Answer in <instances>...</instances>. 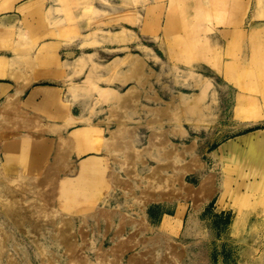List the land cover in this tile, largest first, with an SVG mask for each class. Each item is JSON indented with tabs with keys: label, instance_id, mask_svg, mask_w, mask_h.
I'll use <instances>...</instances> for the list:
<instances>
[{
	"label": "rangeland",
	"instance_id": "rangeland-1",
	"mask_svg": "<svg viewBox=\"0 0 264 264\" xmlns=\"http://www.w3.org/2000/svg\"><path fill=\"white\" fill-rule=\"evenodd\" d=\"M22 1L0 0V14L12 11V5ZM209 1L31 0V6L22 11L24 16L21 21L23 31L17 35L10 31L5 36L0 35V51H9L13 38L16 40L15 47H19L13 49L14 58L0 57L9 60L5 64L6 68L14 66V59L17 61L28 59L31 61L26 64L28 69L49 72L56 80H52V78L48 82L54 85L58 84L56 82L58 77H63V74L66 73L67 78L60 82L62 86L64 85L63 87H67L68 98L64 103L67 108L71 107L72 103L80 97L86 98L83 104H87V107L91 101L93 102V106L84 113L87 117L80 119H88L97 104L109 106L115 100L116 94H124L127 89L134 87L136 90H141V93L135 96L136 101H139L133 108L135 111L126 112L130 120L129 117L119 119L120 116L117 113V120L121 121L111 120L104 124L108 113L102 110L96 118L98 122L101 121L100 125L112 132L116 131L118 123L133 128L135 144L139 149L147 147L148 141H151L152 134L148 137L147 126H158L162 130H165L166 127L171 128L168 130L170 133L166 139L171 142L173 148L181 149L182 146L185 150L194 148L192 157H198L200 161L197 164L198 169L183 177V183L188 187L185 189L186 187L180 184L186 194L182 197L185 201L179 200L178 203L187 204L186 202L192 200L194 206L198 205V207L192 210V206H189L186 214L187 206L184 208V219L182 217L176 226L178 232L172 231L171 233L169 229L159 228L160 216L163 214L161 211L164 210L156 204L147 205L151 219H146V215L139 218L132 215L124 202L129 198L121 196L119 191L110 195L107 206L104 207L98 203L96 207L99 216L104 211L114 214L110 227L106 221L103 222L97 218L90 217L87 222L83 223L78 220V217L69 218L66 214L62 215L65 221H68V218L74 223V230L71 229L70 232L78 231L82 233L84 239L93 237L96 242L95 248H101V252H106L107 258L115 249L117 250L118 246L119 249L122 248L120 249L123 254L122 264H128L130 260L134 259L137 264H155V261L157 264H264V0L262 5H258V0ZM222 2H224L223 5ZM89 33L96 36L88 35ZM83 38V46H94L89 51L95 52L96 63L93 60L94 54L91 53H84L87 55L81 54L71 61H65L72 58L73 53L80 52L76 50V47L79 39ZM117 39L124 41L119 42ZM111 41L118 43L130 41V44L123 49H119V47L110 49L111 47L104 46V43H111ZM94 43L95 45H93ZM39 44H41L40 48H37ZM141 45L148 48L143 49L140 47ZM146 49L152 50L158 56L159 60L156 64L147 62L149 52ZM43 51L50 52L51 55L45 53L42 55ZM127 55L143 62L144 66L140 74L143 86L139 85L136 79L123 83L124 77L128 73L124 65L117 70L115 74L117 79L113 83L106 82L107 78L112 77L113 72L115 73L117 60L120 62L119 59H124ZM53 60H56L57 63H54ZM59 60H61L60 63ZM226 61H232L237 66L233 69V73L238 78L235 79L230 74H223L225 66L228 65ZM45 62L48 63L44 64ZM97 62L105 65L100 66ZM87 67H89V73L83 77L82 73ZM98 69L109 73L106 77L94 78L95 74L92 72ZM58 72L62 75H59ZM159 75L160 77H158ZM198 78L206 80V83L210 85H205L207 88L204 90L194 86V79ZM236 83L239 84V87L243 84V88H237ZM239 93L245 94L247 97L239 96ZM43 94H47V98L52 97L51 94H53L55 97L49 101L57 99L59 102L60 95L57 91H46ZM194 97L198 101L199 112L187 115L182 119L181 127L185 131L184 135L175 134L173 118L165 114L168 112L163 113L166 115L162 116L163 118L149 120L146 124L145 120L149 113L138 110L140 104H159L163 108L171 105L172 107L169 108L172 109L180 101H190ZM105 106L104 109H107L108 107ZM78 107L74 109V115L79 114ZM2 114L3 116L7 115L6 112ZM8 116V120L11 121L13 115L8 113ZM59 121V119L51 118L49 124L55 125ZM35 123L37 126V121ZM13 124L16 125V128L18 127L17 122L13 121ZM193 125H197L196 128ZM131 128L128 130L130 134ZM107 130L105 135L108 137ZM59 132L61 135L49 130L48 136L50 138L53 136V143L57 141L59 135L61 137L69 135L68 129H61ZM2 133L0 134V145L7 138L15 137L14 134L5 136ZM131 136L126 135L130 139ZM23 149L19 148L18 150L24 152ZM54 150L50 153L51 158L56 154V150ZM29 151L31 154L23 157L22 160L26 159L28 160L26 163L37 166L41 157L30 149ZM153 152L156 153L152 150L151 153L153 154ZM214 154L217 155L214 156ZM109 159L108 168L119 172L117 166L112 165V159ZM183 159L189 161L191 157L185 153ZM78 161L72 156L66 157L64 170L61 168L62 164L59 165L60 169H55L54 166L53 174H56L57 170L63 174L66 169L68 170L67 175H69ZM165 161L156 162L145 156L142 161L144 165L138 166V173L141 176L149 177V172L154 167L156 174H160L159 178H164L170 173L169 164L163 166ZM2 163L0 146V170L3 167ZM4 170L9 171V168ZM119 174L124 177L121 173ZM65 176L62 175L61 178ZM205 178L212 185L210 187L212 196L208 194L207 199L202 201L199 198L200 183ZM53 182L55 183V181ZM53 182L51 181V184L54 185ZM133 184L138 185V181H134ZM40 187L42 186L40 185ZM47 191L51 192V190ZM47 191L45 192L48 195ZM135 194H137V190H135ZM27 195L28 198L18 196L20 206L33 205L32 194L27 193ZM47 195L46 199H49ZM162 197L160 202L166 203L168 209L174 210L176 205L173 203L176 198L173 199L171 194L169 196L165 194ZM50 201L46 202L49 207L47 211H50L52 207ZM232 202L241 204L239 209L241 214L238 213V218L232 211L233 205L229 206L232 209L227 207L228 203ZM145 208L143 207L144 212ZM173 210L167 214H171ZM189 214L193 217L192 223H189L191 221ZM172 218L163 219L162 225L173 226L174 224H170L173 222ZM2 219L0 218V223L5 224L6 222ZM97 220L99 223H96ZM140 221L142 223L138 227L137 223ZM81 225L83 227H80ZM3 226L0 224V229L10 231L9 228ZM21 228L18 225V230L15 232L16 240L20 241L21 237H24V240L27 241L26 254L30 259L29 264H67L60 261V253L55 254L51 247H48L47 252L40 248V253H42L40 256L43 261H41L42 263L37 261V258L34 257L35 249L29 242L34 240L32 235L40 237V232L27 233L26 228L23 226ZM79 228L85 231L86 237H84V232L79 231ZM53 229L50 224L43 225L42 236L45 239H50L51 234L55 232ZM67 231L69 232L68 229ZM74 234L73 238L77 239ZM129 239L131 241L128 243ZM35 240L34 244L43 241V239ZM122 241L125 244H123L124 247L121 245ZM21 247L20 245L16 247L14 241H10L6 244L4 259L10 256L15 258L17 263L24 264L26 258L22 252L25 249ZM88 248L87 245V249L82 248L83 250L78 254L91 256V262H95ZM122 250L125 251L122 252ZM63 252L64 250L61 253ZM156 254H159L158 261L150 258L151 256L156 258ZM170 256H175V258L172 259Z\"/></svg>",
	"mask_w": 264,
	"mask_h": 264
},
{
	"label": "bare ground",
	"instance_id": "bare-ground-1",
	"mask_svg": "<svg viewBox=\"0 0 264 264\" xmlns=\"http://www.w3.org/2000/svg\"><path fill=\"white\" fill-rule=\"evenodd\" d=\"M90 33L88 35H91L94 37L96 36V35H93ZM91 36H89V37H91ZM120 41L122 42L124 40L120 39ZM90 45H92V44H90ZM93 45H95V43ZM146 51L149 53L152 52L149 49L148 50L146 49ZM82 55H86V54H82ZM119 60H120V62L117 60L118 64L116 65L115 73L113 72L112 77L107 78L108 80H106V82L107 83H113V81L115 79H117L115 76L117 70L120 68V66L124 65L126 67L128 73H126L123 83H125L131 79H136L137 83H139V85H140L141 84V76H142V75L140 76V74H141V72H142L141 70H143V66H144L143 62L139 61V59H134V57L129 56V55H127L126 58L119 59ZM5 61L8 62L9 60H5ZM24 62L26 64H29L31 61L27 59ZM143 75H145V74H143ZM11 76L13 78L16 77V76L14 77L13 73ZM158 77H160V75ZM29 78L30 77L25 79L26 80L25 84H28L31 82V79H29ZM38 78H39V76H38ZM38 78H36V79H38ZM194 80H195V82H194L195 84L193 83L194 86H196L200 89L203 88V90H204V88H207V87H205V85H208V86L210 85V84L206 83L207 82L206 80H200V78L194 79ZM146 82H147V80H146ZM97 88H100V87H97ZM101 88H105V87H101ZM140 93H141V90H136L134 87H131V88L127 89V91L124 94H121V95L116 94L115 100H113L109 104V108L107 110L109 112L108 118L113 120V121L116 120L118 122L121 121V120H119V119H121V117H124V118L127 117L128 118L129 115L126 112L130 113V112L135 111V109H133V108L139 102L138 100H137L138 102L136 101L135 96H137L138 94L140 95ZM51 95L54 96L53 94H51ZM142 98H144V97H142ZM150 98H152V97H150ZM196 100H197L196 97H194L190 101H184V102L180 101L175 106L173 105L174 108H172V109L169 108V107H172L171 105L167 106L166 108H162V109L160 108L161 110H158L159 109L158 108V109H156V110H158V113L156 111V113H154V115L158 114V115H160V117L166 116V115L172 116V118H173L172 121L174 122V125H175L174 126L175 134L177 133V134L184 135L185 131L181 127V121L185 116L192 115L193 113L199 112L200 107L197 105L198 101H196ZM97 102H96V104H97ZM10 105H13V104H10ZM140 110H141V108H140ZM165 111L168 112V114L165 113L166 115L165 114L163 115V113ZM5 112L7 113V115L2 116V120L0 121V134L2 132L6 131L5 133H2V134H4L5 136H9V135L13 136V134H14L13 129L15 131L18 127L16 128V125L12 124L11 121L8 120L9 119L8 113H14L15 114L16 111L12 110V108L9 107V108L5 109ZM2 113H4V112H2ZM17 114H19V113H17ZM117 115L120 116L118 120H117ZM145 116H146V114H145ZM23 118H24V116H23ZM65 118L66 119H64V121H65L64 126H55V127L50 126V127H48L49 130H51L53 133L57 134V133H60L59 131L61 129H65V126H70V124H74V123L79 122V121L88 123V122H90L91 117H89L88 119H85V120H82L83 118L79 120V119L75 118L74 116L68 114ZM155 118H157V117H155ZM129 120H130V117H129ZM153 120H155V119H153ZM107 122H108V120H107ZM161 122H162V120H161ZM118 124L117 125L121 128L126 127L125 124H121V123H118ZM146 124H148V123H146ZM163 124H164V122H163ZM94 125L96 127L98 124L97 125L94 124ZM193 126L195 127L197 125H193ZM88 127H89V124H88ZM130 128L131 127H128V128L126 127V130L124 129V132H122L123 130L121 131L119 129V131H121V133H120L121 135L118 134L119 131H117L116 133L114 132V134H113V132H110L113 135L111 134L112 135L111 136L109 134L111 136V139L109 138L108 141L100 143L101 141L98 142V140H96L97 145H98L97 147L99 148V150H97L98 148L96 147L97 148L96 150L98 152L101 149L105 150V152L106 151H109L110 153H112L111 151L115 152L116 153L115 156H113L110 153H108V154L112 156V158H113L112 161H114V159L117 157L122 159L123 163H121L120 165L123 164L122 169L124 168V171L123 170L120 171L121 166L118 165L119 172H114L113 170L109 171V172H104V173H102V175L99 174L98 176H96L97 180L95 179L94 175L87 173L85 171L80 172L81 170H78V173L76 172L77 175L75 177L65 176L66 174H64V172L62 174L61 171H59V170L56 171V174H53L54 173V171H53L54 166H55V169H60L61 166L59 167V165L62 164L61 168H62V170H64V166L66 165V164H64L65 163L64 159H66V157L70 158V155H72L73 153H75L76 155H80V154H85V153L89 152L90 143H89L88 138L86 137V134H84L85 131L80 132V131L76 130L77 131L76 134H78L77 138L70 137V136L66 137V138L61 137L60 136L61 133H60V135L58 134L59 138L57 137L58 142L56 143V145L53 143V139H49V141L42 140L40 142V141H36V139L34 138V136H32V134L30 135V138L32 140L31 139H25V138L23 139V138H21V137H23L22 135H18V136L15 135V137H18V139L20 138L18 140V144L21 143L19 145L21 147V149L24 148L25 146H28V148L32 152L38 154V153L43 152V148L46 147L45 151H47V154L48 153L50 154L54 149L56 150V154L52 158H51V156H48L47 162H45L44 164L41 163L42 162V158H41L39 168H35L36 166H34L31 163H26L27 166L22 165L24 168H22L20 166H15L14 168H12V167L9 168V171H5L4 169H8V168L3 166L2 170H0V218H3L2 220H4L6 222V223L4 222L5 224H3V223H0V224L2 226L4 225L3 227H7V229L9 228L8 230H10V231H5L2 228L0 229L1 230L0 231V264H2V263L19 264V263H17L15 258H12L10 256H9V258L7 257L4 259V257H6L5 256V252H6L5 247H6V244H8L10 241H14V244L16 245V247H17V245L18 246L20 245V246H22L21 248L25 249V251L22 252V255H24V258H26V259H25V261L24 260L23 261H24V264H29L30 259L27 258V254H26V251L28 248L27 241L24 240L25 239L24 237H21L20 241L16 240L15 232L18 230V225L20 226V229H22L21 226L26 228L27 233H32L33 231L34 232H40V237H37L35 235H32V236H33L34 240L35 239H37V240L43 239V241L35 243V244H34V240L32 242L31 241L29 242V244L35 249L34 257L37 258V261H40V262L43 261L41 259V256H40V254H42V253H40V248H42V251L47 252L48 247H51V248H53L55 254L60 253V258H61L60 261L63 263L66 262L67 264H122V260H123L122 255L123 254L120 251V249H122V248L119 249V246H118L117 250L115 249L111 253V255H110L111 258L110 257L107 258V255L105 254L106 252L105 253L101 252L100 251L101 248H95L96 242L94 241L93 237H88V238L84 239V238H82V233H80L78 231L77 232H70V230L73 229L74 223L72 221H70L68 218H67L68 221H65L63 219L64 217H62L63 214L68 215L69 218L78 217V220L83 221V223L87 222L88 218H90V217L92 219L97 218L99 220H102L103 222L106 221V224H108L110 227L113 223L112 220L114 218V214L111 213L110 211L108 212V211L103 210L104 212H102V214L99 216L96 212V207H97L98 203H101L104 207L107 206L110 195L112 193H114L115 191H119L121 193V196H123L124 198H126V199L129 198L127 201H124V202H125V204H127L126 206H127V208H129L130 213L132 212V215H135L138 218L140 216L142 217L143 215H145L143 207H147V205H149L151 203L160 202V200L163 198L162 197L163 195L168 194V196H169V194H171L173 199L176 198V206H175V215L171 219V220H173V222L170 224H174L176 226L179 224V221L183 217V210L187 206V204L178 203L179 200L185 201L184 198L182 199V197L185 196L184 194H186V192H184L185 190L183 189V186L186 185L185 183H183V177L186 174H189V173L197 170L198 169L197 164L200 162L198 160L197 156L192 157V153L194 152V148L192 147V148L188 149L189 148L188 147L187 148L188 150H185L184 146H182L181 149H179L177 147L173 148L171 142H169V140L166 139L167 138L166 135H163L164 132H167L165 130L164 132H162V131L159 132L160 134H158V137H154V140L151 137L150 138L151 141H148L147 147L139 149L136 147L135 140L133 137L134 135H132L135 132H131V134L128 132V129H130ZM18 130H20V129L18 128ZM46 130H48V129H46ZM46 130L37 125L36 127L33 128L32 131L34 134H42ZM174 131H172V132H174ZM127 134L132 135L131 139L126 137ZM79 135H82V138ZM52 138H53V136H52ZM95 139H96V137H95ZM101 140H103V139H101ZM28 141H31V142H28ZM92 141L94 142V138H92ZM98 143H100V144H98ZM152 150H154L156 152V153L153 152L154 154H156L155 156L151 153ZM101 153H102V151H101ZM185 153L191 157V160L184 161L183 154H185ZM38 156H40V155L38 154ZM145 156H146V158L155 160L156 162H161L162 160H166L164 162L163 166H165V164H169L168 166H170V168H169L170 173H168V175H166L164 178L160 179L159 178L160 174L159 173L156 174V172L154 171L155 168L153 167L149 172L150 173L149 177L141 176L138 173V170H139L138 166L144 165L142 163V161H144ZM46 157H45V160H46ZM167 158H168V160H167ZM117 160L120 161L119 159H117ZM116 161H114V162H116ZM88 162H89V160L82 161L80 163L79 167H83V164L87 165ZM115 164H119V163H115ZM157 167H158V165H157ZM159 167H161V166H159ZM27 169L30 171L27 172ZM156 170H158V169H156ZM159 170H160V168H159ZM119 173H121L124 177L120 176ZM55 175H56V177H54ZM62 175H64L65 177L61 178ZM206 179L207 178H205L200 183V190L201 191L199 194V198L202 199V201L207 199L208 194H211L210 193V191H211L210 187H212V185H210V183H208ZM212 180H210V181H212ZM51 181L52 182L55 181V183L53 182L54 185L51 184ZM134 181H138V185L133 184ZM180 184H182L183 186ZM40 185L42 187L43 186L44 187L42 188V187H40ZM187 187L185 189H187ZM47 190H51V192H49ZM135 190H137V194H135ZM45 191H47L48 195L46 194ZM212 192H213V190H212ZM27 193L32 194V198L34 199L33 205L32 204L30 206L26 205L24 207L20 206L18 196L19 197L21 196L22 198H26L28 196ZM46 195L48 196L49 199H46ZM190 195H192V194H190ZM190 195H188L189 198H190ZM175 196H177V197H175ZM211 196H212V194H211ZM32 198H31V201H32ZM185 198H187V197H185ZM164 199H165V197H164ZM49 200H51L50 202L52 204V207L50 204L51 209H50V211H47V209L49 210V207H47L48 204H46V202ZM191 202H193V201H191ZM199 202H200V200H199ZM20 203H21V201H20ZM35 203L38 205H34ZM22 205H23V203H22ZM191 206H192V210H195L198 207V205H197V207H195L194 203H191ZM134 210H136V211H134ZM100 211H102V210H100ZM238 213L241 214L240 212H237V211L234 212V216H236V218H238V216H239ZM189 217H190L189 219L191 220V221H189V223H192L193 222L192 215H190ZM99 220H97L96 223H99ZM131 221H129V222H131ZM141 221L137 223L138 227H139V225H141V223H142ZM123 223H125V221H123ZM47 224L52 225L53 228L55 229V232L51 234L52 237L51 238L49 237L50 239H45V237L42 236V230H41L42 226L43 225L45 226ZM108 225H105V226H108ZM80 227H83V226L81 225ZM67 229L69 230V232L67 231ZM81 229L79 228V231ZM91 229L93 230V228H91ZM105 229H107V228H105ZM81 231L84 232V235H85V231H83V230H81ZM106 231H108V229ZM121 232H123V231H121ZM73 234H74V237H77V239L73 238V236H72ZM86 236L87 235H85L84 237H86ZM130 241L131 240L129 239L128 243ZM133 243H135V242L133 241ZM123 244H124V242L121 245L123 246ZM87 245L89 246L88 250L91 251L92 259L95 262H91V260H90L91 256L90 257L85 256V255L81 256L82 254L81 255L78 254V252H80L84 248L87 249ZM121 245H120V247H122ZM161 245H163V244H161ZM10 246H13V245H10ZM165 246H167V245H165ZM33 248H31V249H33ZM62 250H64L63 253H61ZM14 251H15V249H14ZM123 251H125V250H122V252ZM147 252L150 253L149 251H147ZM162 252H163V250H162ZM156 255H157L156 258L152 257L151 255H150L151 256L150 258L151 259L153 258V260L158 261L159 254H156ZM175 256H173V257L170 256V258L173 259V258H175ZM21 260L22 259L20 258V261ZM143 260L144 259L142 258V261ZM128 261H127V263H128ZM170 262H171V260H170ZM128 264H137V261L135 259L133 261L130 260V262ZM155 264H157L156 261H155Z\"/></svg>",
	"mask_w": 264,
	"mask_h": 264
},
{
	"label": "crops",
	"instance_id": "crops-1",
	"mask_svg": "<svg viewBox=\"0 0 264 264\" xmlns=\"http://www.w3.org/2000/svg\"><path fill=\"white\" fill-rule=\"evenodd\" d=\"M210 1H214V0H210ZM30 3H31V0H23L20 3H14L12 5V7H11V9L13 8L12 11L9 10L6 13L0 14V35H4L5 36L8 33V31L13 32L14 35L15 34L17 35L20 31H23V27H22L21 21L24 19V16L22 15V11L26 10L29 6H31ZM223 3L224 2H222V5H223ZM262 3H263V0H258V5H262ZM220 5H221V3H220ZM84 35H86V34H84ZM83 42H84V38L83 39H79V41L77 43L78 45L76 47V50L80 51V52L79 53L75 52V54L73 52H71V53H73L72 58H70L68 60H65V61H71V60L75 59L76 57H78V56H80L81 54H84V53H91V54H94L93 60L96 63V61H95V58H96L95 57V52L89 51V50L93 49L94 46H88V45L83 46ZM15 43H16V40L13 38L11 40V42H10L9 51H0V57L14 58L15 54L13 52V49L14 48H19L18 46L15 47ZM41 44L43 45L44 43H41ZM41 44H39L37 46V48H40L39 46ZM104 44H105L104 46L111 47L110 49H113L114 47L115 48L119 47V49H123L126 45L130 44V41H128L126 43H118V42L111 41V43H104ZM140 47L143 48V49L144 48H148L147 46H144V45H141ZM44 53L46 55H51L50 52H46V51H43L41 54L43 55ZM76 53H78V54H76ZM148 54L149 55H148L147 62L156 64V62L159 60L158 56L153 51H152V54H151V52L148 53ZM5 58H0V121L2 120V116H3L2 112H5V109L11 107L12 110L16 111L15 114L11 113L13 115L12 116L13 120H11V121H12V124H13V121L15 120L14 122H17L18 128L20 130L13 131L14 135H16V136L22 135L23 137H21V138H23V139L24 138L25 139H31L30 135L32 134V136H34L36 141H40V142L42 140L49 141V139H52V138H50L48 136L49 135V128L48 127H50V126H53V127H55V126H64V124H65L64 119H66L65 117L68 114L74 116L75 118H77L79 120H80L81 117H84V118L87 117L86 114H84V113L87 112L89 107L91 108V106H93V102L92 101L88 105L89 107H87V104H85V103L83 104V102L86 101V98H81V97L78 100H75L72 103V106L69 107V108H67V106L64 104L65 103V99L68 98V92H67V87H63L64 85L62 86L60 81H63V80H65L67 78L66 77L67 76L66 73L63 74V77L62 76L58 77V81H56L58 84L54 85V84H50L48 82V80L52 79V78H53L52 80H56L53 75L49 74V72L29 70L28 67L26 66V63L23 60H21V59L19 61L14 59V66L6 68L5 64L7 63V61H5ZM116 58H119V57H116ZM53 62L57 63L56 60L55 61L53 60ZM58 62L60 63L61 60H59ZM62 62H64V61H62ZM47 63L48 62H45L44 64H47ZM227 63H228V65L225 66L223 74H230L235 79H236V77L238 78V76L235 73H233V69L236 68L237 66L234 65V63L232 61H226V64ZM97 64L100 65V66H104L105 65V64H99L98 62H97ZM12 73L14 74V77L16 76L15 77L16 79L11 76ZM87 73H89V67L84 69V71L82 73V76L85 77V75ZM92 73L95 74L93 76L94 78H96V77L97 78L98 77L103 78V77H106L107 73H109V72H106L104 70L98 69V70H94ZM58 74L62 75V73L60 74L59 72H58ZM68 74H71V72H68ZM38 76H39V78H38ZM28 77H30L29 79H31V82L28 83V84H25V81H26L25 79H27ZM35 77L38 78V79H36ZM44 82H48L49 84L48 83H44ZM236 87L239 88V89H240V87L243 88V84L240 87H239V84H237ZM46 91H52V92L57 91L59 93V95H60L59 96V102H57V99H54V101H49L50 99H53V97H55V95L50 97V98H47L46 97L47 94H43ZM239 96L247 97V95L240 94V93H239ZM10 104H13V105H10ZM104 106L105 105H96L94 107L95 113H94L93 110L91 111L90 122L87 123V122H80L79 121V122H76L74 124H70L71 127L70 126H65V129L69 130L68 137L70 136V137L77 138L78 137V134H76L77 131H80V132L81 131H85L84 134H86V137L88 138L89 143H90L89 152H87L85 154H80V155H76L75 153L70 155V157L72 156V157L78 159L79 161L75 165L74 170L69 172L70 173L69 175H67L68 170L65 169L64 174H66L67 176L75 177L77 175L76 172L78 173V170H81L80 172H84L85 171L87 173H90V174L94 175V177L96 179V176H98L99 174L102 175V173H104V172H109V171L113 170V168H111V170H110V168H108V161L110 160L109 158L111 157V159L113 160L112 156L108 154L110 152L106 151L107 152L106 153L105 150H103V149H101L98 152L97 150H99V148L97 147L98 145H97L96 140H98V142L101 141L100 143L108 141L109 138L111 139V136L114 134V132L116 133L117 131H119V129L121 131L123 130L122 132H124V129L126 130V127L128 128V126L126 125V127L125 128L122 127L123 128L122 129L121 127H119L117 125V130L114 131L113 134L110 133V132H112L111 130H107L105 127L103 128V126L100 125L101 121L98 122L96 120V118L98 117L99 113L102 110H104V111L108 110L109 106L108 105L105 106L106 108L108 107L107 109H104ZM77 107L79 108V114L78 115H74L73 111ZM140 108H141V110H140ZM160 108L162 109L163 107H161L159 104H157V105L140 104L139 107H138V110L142 111V112L149 113V116H147V120H146V121H149V120L161 118L160 115H158V114L154 115V113H156V111L158 113V110H161ZM156 109H158V110H156ZM235 109H234V111H235ZM17 113H19V114H17ZM107 113H108V116L105 117L106 121L104 123H106L107 120H108V122H111V119L108 118L109 117V112L107 111ZM23 116H24V118H23ZM31 116L32 117L34 116L33 118H35L37 120V124H38L39 127L43 128L45 130L46 129H48V130H46L42 134H34L32 130L35 127V121L36 120H32L33 118ZM155 117H157V118H155ZM51 118L59 119L60 121L58 122V124L50 125L49 124V120ZM88 124H89V127H88ZM94 124H96V125L98 124L100 127L98 125L95 127ZM147 128H148V131H149L148 136H150L151 133H152V135L154 134L152 136L153 140H154V137H158V134H160L159 132H161V131L164 132L165 130L167 132H164V134L167 137V135L170 133L168 130L171 129V128H167L166 127V128H164L165 130H161L162 128L158 127V126L157 127L156 126H151V127L147 126ZM106 130L109 131L108 132V137L105 135ZM121 131H119L118 134H120ZM131 132H135L134 129H132ZM138 132H139V130H138ZM109 134L110 135L112 134V135L110 136ZM132 135H134L133 137H135V133L132 134ZM79 136L82 138V135H79ZM95 137H96V139H95ZM58 138H59V136H58ZM58 138H57V141H55V143H54L55 145L58 142ZM92 138H94V142L92 141ZM19 139H18V137H14V138H11V139L7 138V140L3 141L2 144L0 145L1 146V152H2V159H3L2 165L5 166L6 168H11V167L14 168L15 166H20V167L24 168L22 165L27 166L26 165V161L27 160L24 159V161H23L22 158L23 157L25 158L26 156L30 155L31 152L29 151L28 146L24 147V149H23L24 152H19L20 150H18V149L21 148L19 146L21 143L18 144V140ZM101 139H103V140H101ZM28 142H31V141H28ZM100 143H98V144H100ZM45 149H46V147L43 148V152L38 153L40 155V157L42 158V162H41L42 164L47 162V158H48V156H50L49 153L47 154V151H45ZM101 151H102V153H101ZM111 152L112 153H110V154L115 156L116 153L113 152V151H111ZM153 155L155 156L156 154L153 153ZM215 155H217V154H214V156ZM45 157H46V160H45ZM117 159H119L121 162L118 161ZM86 160H89L88 164L86 163L87 165H85V164L82 163L83 167H79L80 163L82 161H86ZM114 161H116V162H114ZM114 161H112V165L113 166H117L118 170H119V167H118V165H119V166H121L120 171H122V170L124 171V168L122 169V167H123L122 165L123 164L120 165L121 163H123L122 159L117 157V158L114 159ZM115 163H119V164H115ZM39 166H40V163H38L35 168H39ZM113 171L116 172L115 170H113ZM224 195H226V194L224 193ZM223 198H222V201H223ZM209 199H211V198H209ZM191 201L192 200H189L188 202H186L187 203V209L185 211V214H186L189 206H191V203H192ZM151 204H156V206H160L164 210V211H161V213H163V214H161V216H160L159 228L163 229V230H165V229L168 230L169 229L171 231V233H172V231L178 232L179 230L176 227V225L168 226V227L162 225L163 219H165L166 217L172 218L175 215L174 214L175 213L174 212L175 209L174 210L173 209H168L169 207H167L166 203L163 204L161 202H155V203H151ZM173 204L176 205V201ZM230 205H233V209L231 207H229ZM170 206H171V203H170ZM227 207L232 209L233 212H235V210L237 212H239L241 204H237L236 202L235 203L232 202V203H228ZM147 208L148 207L145 208L146 219H151L149 214H148ZM167 209H168V211H167ZM171 210H173V212L171 214H167L168 212H171ZM185 214H184V216H185ZM184 216H183L182 219H184ZM182 224H183V220H182Z\"/></svg>",
	"mask_w": 264,
	"mask_h": 264
}]
</instances>
